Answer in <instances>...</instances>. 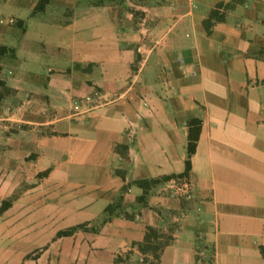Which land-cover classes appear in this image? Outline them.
<instances>
[{"label": "crops", "instance_id": "obj_1", "mask_svg": "<svg viewBox=\"0 0 264 264\" xmlns=\"http://www.w3.org/2000/svg\"><path fill=\"white\" fill-rule=\"evenodd\" d=\"M38 1L0 0L12 264H142L147 226L167 239L157 264H197L198 251L201 264H264V0ZM192 118V195L178 198L166 186ZM138 179L157 180L143 201Z\"/></svg>", "mask_w": 264, "mask_h": 264}, {"label": "trees", "instance_id": "obj_2", "mask_svg": "<svg viewBox=\"0 0 264 264\" xmlns=\"http://www.w3.org/2000/svg\"><path fill=\"white\" fill-rule=\"evenodd\" d=\"M49 0H39L34 8V11H41L44 10L46 4L48 3ZM105 0H98V3H102ZM220 18V15L216 11H211L209 18L206 20V25L207 22L212 18ZM7 51V48L4 45H0V59L2 55ZM188 142H187V158L185 160V170L179 175H173L171 176H165L164 179H170L177 177V176H188V171L191 167V156L195 152L196 149V143L198 140V136L200 133V128H201V120L198 118H192L188 121ZM156 179H138L135 180L134 182L139 185L140 187L143 188V194L138 196V200H144L145 194H146V189L151 183L156 182ZM11 204V199L4 200L2 204L0 205V213L5 210L9 205ZM118 205H113L110 204L107 206L105 211L108 213L107 216H109L116 208ZM108 217H104L102 222L107 221ZM86 228V223H82L79 225H75L73 227H70L65 230H61L57 233L58 236H63V235H71L73 232H75L77 229H85ZM159 236L158 232L156 229H154L151 226H147V232L144 238V241L142 243L138 244L139 249L142 252L149 251L152 253V255L158 260L159 259V250L162 248L163 245L157 246L153 245V242L157 240V237ZM262 254L264 255V248H261Z\"/></svg>", "mask_w": 264, "mask_h": 264}, {"label": "rangeland", "instance_id": "obj_3", "mask_svg": "<svg viewBox=\"0 0 264 264\" xmlns=\"http://www.w3.org/2000/svg\"><path fill=\"white\" fill-rule=\"evenodd\" d=\"M79 1H80L82 6H87L88 3H90V1H97V0H79ZM107 2L123 4V5L127 6L128 8L134 9L135 5H138V4H141V3H148L149 0H107ZM53 5H55V4H53ZM56 7H58V6L56 5L55 8ZM124 10H126V9L124 8ZM134 12H135V16L141 17L142 13L139 12V10H136ZM178 198H180V197H178ZM8 223H9V220H7V218H5V216L0 214V228L1 227H5L6 225H8ZM3 239H9V238L8 237H3ZM166 240H167L166 237L163 236L162 239L153 242V245H157V246L163 245ZM41 248L34 249L31 253H29V257L37 258L40 255V253L42 252L40 250ZM149 253H150L151 257L142 256V259H141L142 264L146 263V262H148L147 264H157L158 260L152 255L151 252H149ZM119 255L120 254H118V256ZM14 260H15V255L13 254V252H11V246L6 245V244L0 246V264H12L14 262Z\"/></svg>", "mask_w": 264, "mask_h": 264}, {"label": "built area", "instance_id": "obj_4", "mask_svg": "<svg viewBox=\"0 0 264 264\" xmlns=\"http://www.w3.org/2000/svg\"><path fill=\"white\" fill-rule=\"evenodd\" d=\"M10 22H13L14 20L12 18L9 19ZM134 130H131L128 132V136L130 138H133L134 136ZM166 191L170 192L172 196L175 197H184L189 198L192 195V183L186 176H177L174 178H171L166 186ZM198 260L197 264H201V258L205 256V253L203 251H198Z\"/></svg>", "mask_w": 264, "mask_h": 264}]
</instances>
